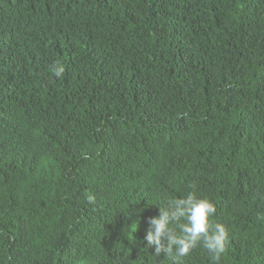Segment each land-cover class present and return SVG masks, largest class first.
<instances>
[{"label": "trees", "instance_id": "1", "mask_svg": "<svg viewBox=\"0 0 264 264\" xmlns=\"http://www.w3.org/2000/svg\"><path fill=\"white\" fill-rule=\"evenodd\" d=\"M191 190L264 264V0H0V264H180Z\"/></svg>", "mask_w": 264, "mask_h": 264}, {"label": "clouds", "instance_id": "2", "mask_svg": "<svg viewBox=\"0 0 264 264\" xmlns=\"http://www.w3.org/2000/svg\"><path fill=\"white\" fill-rule=\"evenodd\" d=\"M52 72L58 78L64 68L53 65ZM215 204L195 190L186 195L170 199L166 206L159 207L157 216L147 219L148 230L143 240L154 246V252L173 254L183 264L193 250L202 248L214 264H219L226 252L229 234L225 226L214 221Z\"/></svg>", "mask_w": 264, "mask_h": 264}]
</instances>
